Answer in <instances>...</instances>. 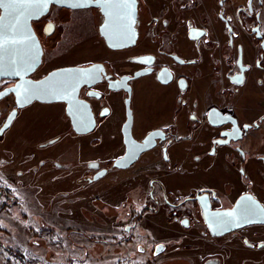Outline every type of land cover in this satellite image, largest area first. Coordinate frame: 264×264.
Here are the masks:
<instances>
[{
    "label": "flooded vegetation",
    "instance_id": "1",
    "mask_svg": "<svg viewBox=\"0 0 264 264\" xmlns=\"http://www.w3.org/2000/svg\"><path fill=\"white\" fill-rule=\"evenodd\" d=\"M102 1L51 4L32 21L42 63L20 103L13 91L0 98V215L43 184L73 187L77 166L84 184L135 167L124 225L135 230V264H161L162 233L180 236L195 264H264V0ZM119 27L134 45L107 44L101 28L115 37ZM67 66L88 68L78 93L70 74L45 90ZM16 83L0 79V92ZM53 91L60 98L44 100ZM128 135L148 148L121 167ZM76 139L99 157L77 164Z\"/></svg>",
    "mask_w": 264,
    "mask_h": 264
},
{
    "label": "rangeland",
    "instance_id": "2",
    "mask_svg": "<svg viewBox=\"0 0 264 264\" xmlns=\"http://www.w3.org/2000/svg\"><path fill=\"white\" fill-rule=\"evenodd\" d=\"M85 142L76 139L77 164L99 157L98 145H91L82 155ZM76 168L73 187L43 184L36 196L28 195L19 206L0 215V264H19L6 247L22 250L35 264H135V230L124 229L132 223L133 213L125 215V211H132L135 198V167L87 184L79 181L83 170ZM104 199L110 207L107 214L102 209ZM154 240H165L168 247L156 257L161 264H195L180 236L162 233ZM137 257L136 264H149L146 257Z\"/></svg>",
    "mask_w": 264,
    "mask_h": 264
},
{
    "label": "water",
    "instance_id": "3",
    "mask_svg": "<svg viewBox=\"0 0 264 264\" xmlns=\"http://www.w3.org/2000/svg\"><path fill=\"white\" fill-rule=\"evenodd\" d=\"M51 4H60L65 6H72L77 4L101 5L102 0H31L30 6H26L18 10L15 18L8 16L3 21L2 28H0V79L12 78L17 79L15 86L0 92V98L4 97L9 92L13 91L16 94L17 101L21 100V83L27 75L33 73L42 63L43 60V46L37 36L32 21L40 18L45 14ZM76 7V6H75ZM0 16H7L4 8H0ZM102 33L105 36L107 44L113 48H126L135 44V32L128 34L123 28H117L115 37H108L103 28ZM121 36V37H120ZM120 39L118 40L117 39ZM88 68L83 66H67L59 67L53 70L46 78H44L45 90L48 80L52 82L54 79L66 77L67 75L76 76V94L78 93L80 85L84 82V76ZM31 82L30 79H28ZM43 81L33 82L34 84H41ZM50 97L45 96L44 100H57L60 97L55 96V92L51 93ZM131 116V115H130ZM76 129L79 132L89 131L94 126V121H88L81 125L76 124ZM128 149L124 156L115 161V165L126 167L132 164L138 157L142 150L148 148L147 144H136L131 136L126 138ZM103 175L99 172L94 176V180Z\"/></svg>",
    "mask_w": 264,
    "mask_h": 264
},
{
    "label": "snow or ice",
    "instance_id": "4",
    "mask_svg": "<svg viewBox=\"0 0 264 264\" xmlns=\"http://www.w3.org/2000/svg\"><path fill=\"white\" fill-rule=\"evenodd\" d=\"M47 0H45V3ZM122 3L127 5L130 0H121ZM31 0H0V8H4L7 12V16H0V28H2L3 21L11 16L16 17L18 10L26 6H30ZM76 7L84 6L83 4L74 5Z\"/></svg>",
    "mask_w": 264,
    "mask_h": 264
},
{
    "label": "trees",
    "instance_id": "5",
    "mask_svg": "<svg viewBox=\"0 0 264 264\" xmlns=\"http://www.w3.org/2000/svg\"><path fill=\"white\" fill-rule=\"evenodd\" d=\"M7 251L19 262V264H35L33 258L26 257L22 250L9 248Z\"/></svg>",
    "mask_w": 264,
    "mask_h": 264
}]
</instances>
